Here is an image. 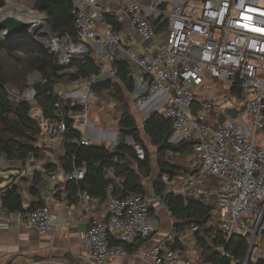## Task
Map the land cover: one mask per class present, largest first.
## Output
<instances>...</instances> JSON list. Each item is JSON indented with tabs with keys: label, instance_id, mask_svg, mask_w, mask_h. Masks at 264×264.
<instances>
[{
	"label": "built area",
	"instance_id": "1",
	"mask_svg": "<svg viewBox=\"0 0 264 264\" xmlns=\"http://www.w3.org/2000/svg\"><path fill=\"white\" fill-rule=\"evenodd\" d=\"M72 2L76 39L58 38L45 30L40 38L37 33L34 43L52 55L58 66L68 67L73 60L90 56L97 71L86 79L53 85L55 115L46 118L38 108L40 113L33 119L40 129L39 144L46 148L63 145L70 122L79 139L66 144L94 145L89 137L93 87L108 80L116 82L119 72L115 64L122 63L135 83L133 107L140 110L149 100L162 96L158 112L173 127L168 143H191L188 157L193 175L178 184L174 177L163 174L165 193L206 202L212 211L209 226L227 241L246 239L248 249L242 263L219 249L227 264L264 262V146L260 144L264 139V0ZM31 77L42 82L36 73ZM216 85L222 90L217 98L196 100L201 89L216 92ZM9 95L35 105L33 89L20 97L15 98L13 92ZM230 103L231 107H223ZM227 110L240 113L231 119ZM113 144H117L115 139ZM124 144L133 148L139 160L144 159L141 145L130 137ZM16 163L19 177L8 183L16 184L35 172L63 182L77 183L85 176V166L65 172L53 158L29 157ZM47 164L56 169L48 172ZM108 174L114 179L111 171ZM112 192L109 186L108 193ZM92 201L86 190L78 191L76 205L88 221L81 242L94 263L127 258V247L137 243L136 254L149 264H197L169 243L149 244L154 228L145 195H109L106 215L101 218L89 217ZM54 220L46 205L7 211L0 199V231L22 227L45 236L67 225L53 224ZM190 231L196 232L197 227Z\"/></svg>",
	"mask_w": 264,
	"mask_h": 264
},
{
	"label": "trees",
	"instance_id": "2",
	"mask_svg": "<svg viewBox=\"0 0 264 264\" xmlns=\"http://www.w3.org/2000/svg\"><path fill=\"white\" fill-rule=\"evenodd\" d=\"M33 3V9L47 18L49 32L58 38L75 40L74 14L72 0H27ZM11 3L10 0H0V9ZM7 8V7H6ZM5 8V9H6ZM118 68L116 82L104 81L93 87V92L107 91L109 96L118 104L121 119L118 123L119 142L111 150L96 145L77 146L66 144L68 140H78L79 134L72 130L67 122V131L63 135L62 150L56 158L57 163L65 172L74 166H85V176L80 182H65V190L71 204L77 203L79 190H86L91 198L106 202L111 196L145 195L143 182L151 175V160L143 137L156 149L159 176L153 185V193L160 198L165 209L174 220L173 232L181 234L197 227L193 233L198 248L202 251V261L207 264H227L219 251L230 253L239 263L244 262L247 253L245 238L233 237L225 240L219 231L214 230L208 223L211 220V207L206 202L187 201L171 193H165L162 183L163 174L170 177L176 175L179 169L169 162L165 156L173 154H189L191 143L172 146L168 143L173 134L172 123L164 119L159 112L150 114L142 124V130L137 127L132 115L131 105L124 98L123 90L134 93V80L127 76L122 63L115 64ZM72 69L73 73L67 72ZM97 67L90 56L75 59L68 67L58 66L48 52L39 48L34 42H1L0 41V159L7 162L24 161L29 157L43 160L48 154V148L39 144L40 129L30 117L31 105L24 101H16L10 97H20L28 90V80L33 74H38L42 82L32 86L34 103L46 118L55 115L52 93L54 84L66 85L70 80H82L96 73ZM143 135H142V134ZM130 137L133 142L141 145L145 151L143 160H139L133 148L125 145L124 140ZM48 172L56 169L53 165H45ZM111 171L114 179L108 177ZM46 175L33 173L28 182V193L32 203L26 210H34L43 206L42 193L47 185ZM21 181V179L19 180ZM19 181L7 183L0 189L2 206L7 211L24 210ZM113 192L108 193V187ZM116 244V243H115ZM137 243L128 246L129 252L136 250ZM173 250H181L178 241L170 246ZM257 264H264L258 262Z\"/></svg>",
	"mask_w": 264,
	"mask_h": 264
},
{
	"label": "crops",
	"instance_id": "3",
	"mask_svg": "<svg viewBox=\"0 0 264 264\" xmlns=\"http://www.w3.org/2000/svg\"><path fill=\"white\" fill-rule=\"evenodd\" d=\"M201 91L202 96H198L196 98L197 101L217 98L215 92L209 89L205 88L201 89ZM106 92L92 93L93 96L89 102L90 122L92 125L89 137L94 140V145L111 150L117 145H112L114 139L116 143L119 142V134L115 131L113 132L112 127L118 126L121 113L116 102L114 103L109 98H105L107 97L105 95ZM161 97L157 96L149 100L140 110L135 109L132 101L127 100L131 105L133 117H137L135 121L138 118L141 120L140 123L136 122L140 130H142L143 121L150 114L159 111ZM143 141L151 160V175L143 182L145 196L151 204L150 220L154 228L149 244L166 242L172 245L174 241H178L181 246L179 252L182 256L191 258L197 264H207L202 261L203 253L198 248L191 231L181 234L173 232V218L163 206L160 198L153 193L154 182L160 173L157 165L156 149L149 144L146 138L143 137ZM51 149V147L48 148V157L52 156ZM165 158L179 169V172L173 176L178 184L193 175L194 170L191 169L188 154L179 155L168 152ZM153 167L154 172L152 173ZM15 172L16 174H14ZM17 173H19L18 169L12 172L10 176L17 175ZM29 178V175H25L19 181L21 198L25 209L33 201L28 193V182L25 181V179ZM46 180L47 185L42 193L43 205H46L54 215L53 224L62 223L67 225H63L59 230L51 231L45 236L38 235L34 229L22 227H12L8 231H0V264H96L89 259L81 242V234L88 228V221L82 209L76 203L71 204L69 202L68 194L65 190V182L54 181L49 178H46ZM9 181L0 184V189ZM105 204L106 202H99L97 199H93L89 217H104L106 215ZM129 253L130 256L127 258L110 260L105 264H149L136 254V250Z\"/></svg>",
	"mask_w": 264,
	"mask_h": 264
},
{
	"label": "rangeland",
	"instance_id": "4",
	"mask_svg": "<svg viewBox=\"0 0 264 264\" xmlns=\"http://www.w3.org/2000/svg\"><path fill=\"white\" fill-rule=\"evenodd\" d=\"M10 1L11 2H16V3H18V4L22 5V6H26V7H20V6H17V5H10L6 9H4L2 12H0V18L11 16V17H14V18L21 19L25 23L32 22L33 23V27H35L36 29L39 28L38 31L40 32V35L37 36L36 38H40L41 37V33L44 34L43 32H45V30H47V31L49 30L48 26H47V23L43 22V18L41 16H39L38 14L33 12V11H36V10L33 9V3L32 2H29L27 0H10ZM40 14H42V13H40ZM36 22H38V23H36ZM44 25L46 26V29H44ZM31 29L32 28H30L27 31L30 32ZM86 44H88V43H86ZM37 81H38V79L36 77H31L29 79V88H28L27 91L32 90V86ZM216 88H217V91L215 92V94L219 95L222 90L220 89V87H218V85H216ZM105 95L107 96L105 98H109L111 101H113L115 103L114 99L109 96L108 92H106ZM123 95H124V98H126V100H130L131 101L132 94H130L127 91L123 90ZM199 95L202 96L201 93ZM219 97L221 98L222 95L219 96ZM224 105L225 106H223V107L228 108V107H231L232 103L224 104ZM117 107H118V105H117ZM39 113H40L39 109L35 105L31 106L30 117L32 119H34L36 116H38ZM134 118L137 119L136 116H134ZM137 121H138V123H140L141 120L138 118V120H136V122ZM112 129H113L112 130L113 132L115 131L117 134H119V127L118 126H113ZM118 141H119V139H118ZM60 143H62V142H60ZM260 144L264 146V139H262V138L260 139ZM51 148H52L51 149L52 156L48 157L47 155H44L43 160H45V159L47 160L49 158H53L55 160L59 156V154L61 153L62 145L61 144H55V145L53 144V145H51ZM17 169H18V164L16 162H7V161H5L3 159H0V184H2L3 182L9 181L11 179H14V180L17 179L19 177L18 175L10 176L11 173L14 172V171H17ZM153 172H154V167L152 169V173ZM14 174H16V172Z\"/></svg>",
	"mask_w": 264,
	"mask_h": 264
},
{
	"label": "water",
	"instance_id": "5",
	"mask_svg": "<svg viewBox=\"0 0 264 264\" xmlns=\"http://www.w3.org/2000/svg\"><path fill=\"white\" fill-rule=\"evenodd\" d=\"M4 8V7H3ZM1 8L0 11L3 9ZM41 16L45 23L47 18L44 14H40L38 11H34ZM30 28L31 31L28 32ZM39 29V28H38ZM38 29L33 27V23H25L23 20L14 17L0 18V41L1 42H35V36L39 32ZM44 29L46 26L44 25ZM28 32V33H27ZM243 110L241 109L240 112ZM235 110H227L226 114L231 118L235 119L239 113Z\"/></svg>",
	"mask_w": 264,
	"mask_h": 264
},
{
	"label": "bare ground",
	"instance_id": "6",
	"mask_svg": "<svg viewBox=\"0 0 264 264\" xmlns=\"http://www.w3.org/2000/svg\"><path fill=\"white\" fill-rule=\"evenodd\" d=\"M10 5H17V6H20V7H26V6H22V5H20V4H18V3H16V2H11V3H9V4H7L0 12H2L6 7H8V6H10ZM28 8V7H27ZM34 12V11H33ZM35 13V12H34ZM37 14V13H36ZM14 16V15H13ZM8 17H11V16H8ZM43 22H44V20H43ZM28 23H32V22H28ZM36 23H38V22H36ZM45 23V22H44ZM42 32V31H41Z\"/></svg>",
	"mask_w": 264,
	"mask_h": 264
}]
</instances>
